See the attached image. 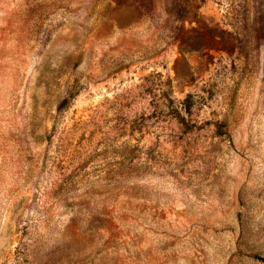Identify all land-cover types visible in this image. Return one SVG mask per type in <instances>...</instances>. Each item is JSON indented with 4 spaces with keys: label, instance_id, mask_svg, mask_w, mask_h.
Here are the masks:
<instances>
[{
    "label": "rangeland",
    "instance_id": "1",
    "mask_svg": "<svg viewBox=\"0 0 264 264\" xmlns=\"http://www.w3.org/2000/svg\"><path fill=\"white\" fill-rule=\"evenodd\" d=\"M260 258L264 0H0V264Z\"/></svg>",
    "mask_w": 264,
    "mask_h": 264
},
{
    "label": "trees",
    "instance_id": "2",
    "mask_svg": "<svg viewBox=\"0 0 264 264\" xmlns=\"http://www.w3.org/2000/svg\"><path fill=\"white\" fill-rule=\"evenodd\" d=\"M177 118H178V121L179 122H181V123H184L185 121H184V117H182L181 115H177ZM260 260L263 262V264H264V259L263 258H260Z\"/></svg>",
    "mask_w": 264,
    "mask_h": 264
}]
</instances>
